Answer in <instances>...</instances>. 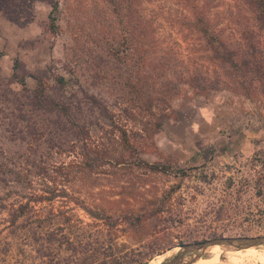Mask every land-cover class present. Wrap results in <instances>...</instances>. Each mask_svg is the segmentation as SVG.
Listing matches in <instances>:
<instances>
[{
  "label": "rangeland",
  "instance_id": "1",
  "mask_svg": "<svg viewBox=\"0 0 264 264\" xmlns=\"http://www.w3.org/2000/svg\"><path fill=\"white\" fill-rule=\"evenodd\" d=\"M53 1L0 0V100L8 90L21 93L24 86L34 90L31 75L46 74L52 95L59 90L56 77L72 78L77 83L68 88L76 91V98L71 97L69 103L73 108L81 106L88 126L100 122L104 129L101 134L95 129L98 137L111 126L93 106L89 98L94 97L114 116V122L129 130L141 160L166 166L168 173L154 174L141 167L136 159L139 154H125L130 158L125 165L110 163L85 174L80 183L78 175L66 176L65 170L50 172L58 190L67 188L95 211L147 214L150 219L136 228L122 218L113 225L106 219H93L78 203L64 197L52 204L30 203L26 216L12 225V213L20 201L26 202L20 194L34 191L24 193L14 182L0 181V264H164L187 244L264 236V191L258 194L264 172V95L257 82L247 85L251 97L233 86L223 88L217 81L216 89L205 94L177 82L180 90L163 88L168 66L180 70L210 62L203 53L196 55L203 43L190 45L189 35L197 32L185 25L176 27L178 11L172 0L143 5L161 49L154 60L150 47L145 61L140 59L144 48L139 55L130 49L134 37L126 9L130 0H58L56 33L49 26ZM227 4L212 16H227ZM166 54L172 57L170 62ZM132 86H136L135 93ZM147 95L155 99L153 115L140 110L145 107L140 100H148ZM163 114L168 117L163 118L161 130L152 129L150 124ZM146 124L149 133L142 131ZM8 127L2 117L0 149H13L7 157L22 163L18 146L8 140ZM115 143L119 152L121 145ZM38 153L44 166L52 169L61 164L57 154L43 148ZM71 160L79 161L73 154L66 159ZM35 194H41L39 188ZM160 204L163 213L151 217ZM211 257L208 253L203 259ZM237 260L238 264H259L251 258ZM208 264L228 263L221 257Z\"/></svg>",
  "mask_w": 264,
  "mask_h": 264
},
{
  "label": "trees",
  "instance_id": "2",
  "mask_svg": "<svg viewBox=\"0 0 264 264\" xmlns=\"http://www.w3.org/2000/svg\"><path fill=\"white\" fill-rule=\"evenodd\" d=\"M114 1L111 0L112 3ZM150 1L130 0L129 6L126 7L128 14L131 15V24L134 30V37L129 41L130 49L139 55L140 49L144 48L143 57L140 56L141 60H144V57L148 55L150 47L155 54L154 60L161 50L158 48L160 43L155 36L154 24L143 11V5L150 3ZM172 1L176 3L174 5L176 6L175 10L178 11L176 19L178 26L176 27L183 29L185 25L197 32L191 30L190 45L197 43L200 44V47L203 43L200 51H196V55L198 57L199 53H203L205 59L207 58L210 62L207 61L206 64L205 62H197L198 64H190L191 66H185L180 70L173 68L174 66H168L167 73H164L166 83L162 87L171 88L170 91L175 92L181 88H177L175 85L177 82L185 87L203 91L205 94L216 89L218 82L223 88L232 89L233 86L238 91H245L246 95L251 97L247 85L257 82L260 92L264 95V0ZM226 3H228V11H230L227 16L224 18L212 16L213 11L220 9L221 5ZM50 4L52 9L49 14V26L51 31L56 33L59 29L57 23L60 5L58 0ZM224 23L226 25L222 26ZM131 42H133V46ZM166 55V61L170 62L172 57L169 54ZM150 63L154 62L151 61ZM15 66L18 69L20 63L16 62ZM212 67L214 70L211 69ZM219 69L222 72L216 75ZM172 71L177 74L174 75ZM214 73L216 77L213 79ZM44 75L46 74L29 76L36 82L34 90H28L25 86L21 93L8 90L5 99L0 100V119L4 117L7 125H9L8 128H5L10 133L8 140L18 146L19 158H23L26 163L17 164L13 157H7V153H13V149L7 152L0 149V181L5 182L6 185L10 183L9 181L14 182L21 187L24 193L28 190L34 191L31 194L29 192L26 195L20 194L21 199H25L26 202L20 201L19 207L12 213V225H15L20 217L26 216V211L31 207L30 203L48 202L52 204L59 197L69 198L78 203L91 218L106 219L111 225L116 224L121 218L128 221L129 225L134 228L148 221L150 218L147 217V214L127 215L121 214L122 212L109 214L105 211H95V209L85 206L80 197L71 196L67 188L58 190L57 186L53 185L54 180L51 171L57 173L65 170L66 176L78 175L80 183V179L85 174L99 171L110 163L115 166L125 165L124 163L130 159L125 154H130L131 157L139 154L140 158L137 157L136 159L139 160L141 167H147L154 174H167L168 172L166 166L149 164L141 160V152L133 146L129 130L114 122V116L109 114L105 106L99 105L94 97L89 98L92 100L93 106L97 108L102 118L109 121L111 126L110 131L107 130L98 137L95 129H98L99 134H101V129H104L101 128L100 122H95L97 127L90 124L88 126L83 122L82 118L86 117V113L82 111L81 106L73 108L74 105L69 103L71 97L76 98V91H72V88H68V86L77 83L76 80L73 81L72 78L66 79L62 76L56 77L55 81L59 90L57 94L52 95L50 94L48 78ZM135 87L132 86L133 93L136 92ZM146 98L148 100H140L145 105L144 108L141 106L140 110L144 114L153 115L152 107L155 99L149 95ZM139 99L142 98L139 96ZM77 109L79 110L78 113L75 112ZM92 111L96 113L95 110ZM93 112L91 114H94ZM167 117L165 114L159 116L155 122L150 124L152 129L161 130L163 118L166 119ZM143 127L144 130L142 131L149 133L148 124ZM135 135L137 132L132 135V138ZM106 140L109 143H106ZM115 141L121 145L119 152L114 148L117 145ZM25 145H27L26 149L21 151ZM41 148L48 154L59 155L61 164L59 166L55 164L51 169L49 166L40 163L38 150ZM71 154L75 155L79 161H66ZM261 163L264 168V160ZM178 173L183 174L184 172L179 170ZM258 184L260 185L258 194L262 195L264 172L260 174ZM37 188L41 194H35ZM160 206L161 204L153 210L151 217L163 213L164 210Z\"/></svg>",
  "mask_w": 264,
  "mask_h": 264
},
{
  "label": "water",
  "instance_id": "3",
  "mask_svg": "<svg viewBox=\"0 0 264 264\" xmlns=\"http://www.w3.org/2000/svg\"><path fill=\"white\" fill-rule=\"evenodd\" d=\"M219 246L228 250L241 251L256 249L264 251V236L260 237H219L184 245L178 255L164 264H197L210 250Z\"/></svg>",
  "mask_w": 264,
  "mask_h": 264
},
{
  "label": "bare ground",
  "instance_id": "4",
  "mask_svg": "<svg viewBox=\"0 0 264 264\" xmlns=\"http://www.w3.org/2000/svg\"><path fill=\"white\" fill-rule=\"evenodd\" d=\"M210 254L213 257L208 258V259H201L198 263L208 264L209 262H213L214 260L218 258L220 259L221 257H226L228 264H238L239 261L237 260V257H241L244 261L247 258H251L254 261H257L259 264H264V251H258L256 249L234 251V250H228V249L216 246L210 250ZM150 264H160V263L158 261L156 262L153 261Z\"/></svg>",
  "mask_w": 264,
  "mask_h": 264
}]
</instances>
